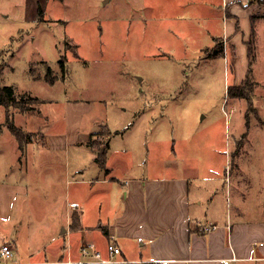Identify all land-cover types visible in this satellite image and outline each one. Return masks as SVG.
<instances>
[{
  "label": "rangeland",
  "instance_id": "374dc122",
  "mask_svg": "<svg viewBox=\"0 0 264 264\" xmlns=\"http://www.w3.org/2000/svg\"><path fill=\"white\" fill-rule=\"evenodd\" d=\"M222 3L0 0V58L7 63L1 84L50 98L51 102L40 107L53 114L52 130L64 123L75 125L77 119L82 128L91 127L106 115L115 126L128 113L129 123L136 121V128L129 132L138 135L147 127L151 149L156 138L168 141L159 151L160 160L174 148L179 150V158L196 156L200 164L198 183L206 189L216 182L215 178L220 179L217 183H225L232 173L236 175L234 166L250 154L249 150H240L247 142L252 147L248 169L257 172L264 182V3L249 1L250 31L248 20L243 21V31L236 16ZM229 3L238 4L235 0ZM225 16L233 17L234 33L240 34L223 36L233 26ZM255 19L258 21L254 23ZM245 47L253 49L251 64ZM60 59L66 62V73L60 69ZM48 67L58 78L54 86L45 80L32 81L31 73L46 72ZM239 90L248 101L245 96L233 95ZM87 103L93 108L83 113ZM28 104L34 108L33 101ZM4 118L5 108L0 105L2 127ZM15 123L22 127L32 124L17 115ZM103 130L100 127L93 134L95 139H103L102 144L106 141ZM0 146L8 154L12 168L9 177L14 179L19 162L16 138L8 128L0 136ZM29 181L34 186L38 183ZM222 192L226 210L230 193L227 190L226 197L225 190ZM35 198L24 204L22 212L15 205L17 249L28 258L32 253L33 261L48 259V264H58L54 261L64 260L59 264H67V251L77 239L65 237L68 249L62 251L64 258L58 259L52 251L56 241L45 238L39 230L42 215L37 212ZM262 243H253L256 254ZM73 256L81 259L78 254ZM227 264H264V258Z\"/></svg>",
  "mask_w": 264,
  "mask_h": 264
},
{
  "label": "crops",
  "instance_id": "0c3cea01",
  "mask_svg": "<svg viewBox=\"0 0 264 264\" xmlns=\"http://www.w3.org/2000/svg\"><path fill=\"white\" fill-rule=\"evenodd\" d=\"M235 1L238 4L230 5L229 0H223L222 7L236 16L243 31V21L248 20L250 31V0ZM225 18L233 26L223 36L240 34L234 33L233 17ZM253 32L255 35V26ZM39 72L31 73L32 81L49 83L44 77L46 72ZM57 80L49 85L54 86ZM15 90L40 99L32 109L12 111L14 123L17 115L33 124H25V128L16 124L31 133L33 139L22 150L16 139L19 163L14 179L9 177L12 168L8 154L0 146V245L4 241L12 243L17 260L25 264L50 263L46 258L45 262L33 261L32 253L30 258L22 256L15 243L14 235L19 230L18 222L13 220L15 205L22 212L24 204L35 197L37 212L42 215L39 230L45 238L56 241L52 251L58 259L64 258L65 237L77 239L67 251L70 256L67 264H72L68 260H77L74 253L80 257L83 243L91 241L104 252L110 240L120 246V255L128 263L227 264L264 258V243L259 254L253 251L254 242H264V182L257 172L248 169L252 147L247 142L240 150H249L250 154L234 166L236 175L232 173L233 177L225 183H217L220 179L215 178L216 182L206 189L198 183L200 164L196 156L186 154L179 158V150L174 148L160 160L159 151L168 141L156 138L151 149L147 127L138 135L129 132L136 128V121L129 123L128 113L115 126L106 115L91 127L82 128L77 119L75 125L64 123L52 130L53 114L41 111L40 107L51 102L50 98L26 88ZM88 104L83 113L93 108ZM5 127L1 124L0 136ZM100 127L110 135L105 147L100 146L105 153L103 165L98 161V147L88 144L89 139H95L92 132ZM29 180L38 183L34 186ZM222 190L226 197L230 193L227 197L230 206L226 205V210ZM74 213L78 215L77 228H71ZM208 223L217 227L201 231L200 225ZM103 225L108 228V236L101 230ZM59 261L54 262L64 260Z\"/></svg>",
  "mask_w": 264,
  "mask_h": 264
},
{
  "label": "trees",
  "instance_id": "16d2710c",
  "mask_svg": "<svg viewBox=\"0 0 264 264\" xmlns=\"http://www.w3.org/2000/svg\"><path fill=\"white\" fill-rule=\"evenodd\" d=\"M261 3H264V0H260ZM253 49L251 47H248L247 49V55L250 57V61H249V64L252 63V60L254 59V56H253ZM60 62V69L63 73H66V62L63 61V59H60L59 60ZM6 61L3 59V58H0V77H1V74H2V71L4 69V67L6 66ZM248 75H249V70L247 71ZM52 73V70L50 67L47 68L46 70V73H45V79L53 84L54 81L57 79V77L55 75H51ZM247 75V77H248ZM238 89V86H234L233 89ZM240 91V90H239ZM233 95H237V96H245L241 91L240 92H233ZM245 98L247 99L248 101V96ZM251 99V96L250 98ZM40 99L36 98V97H33L31 96L29 93L27 92H24V93H17L16 90H15V87L12 86V85H2L1 84V78H0V105H2L4 108H5V118H4V124L7 126V128L9 129V131L13 134V136L17 139L18 141V148L20 150L23 149L24 145L26 144V142H28L29 140H32L33 137H32V134L31 133H28L26 131H23L20 127H18L16 125V123H14L13 121V112H12V108H17L19 109L21 112H25L29 109H32L30 106H29V102L30 101H33L34 103L35 102H39ZM252 101V100H251ZM248 125L246 123V133L248 134ZM0 131H1V124H0ZM92 134H94V132H92ZM102 135H104V137L107 139L109 135V132L107 130H103L102 131ZM105 139V140H106ZM103 142V139H89L88 141V144L89 145H94V146H97L98 147V161L100 163V165H103L104 163V156H105V153H104V150H100V146ZM105 143L106 141L102 144V146L105 147ZM103 147V148H104ZM77 220H78V215L76 213L73 214V217H72V223H71V228H77ZM102 232L108 236V228L106 225H103L102 227ZM153 263H156V264H162V263H159V262H143L141 264H153Z\"/></svg>",
  "mask_w": 264,
  "mask_h": 264
},
{
  "label": "built area",
  "instance_id": "2783aa9c",
  "mask_svg": "<svg viewBox=\"0 0 264 264\" xmlns=\"http://www.w3.org/2000/svg\"><path fill=\"white\" fill-rule=\"evenodd\" d=\"M217 227L216 224H201L200 230L208 232ZM120 246L115 241L110 240L104 252L100 250L95 243L88 241L83 243L79 248V256L82 259L68 260L69 263L78 264H107L126 262L120 255ZM0 264H25L15 258V247L12 243L4 241L0 245Z\"/></svg>",
  "mask_w": 264,
  "mask_h": 264
}]
</instances>
